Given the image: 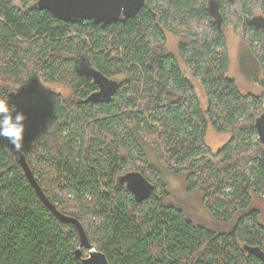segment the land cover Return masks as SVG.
Listing matches in <instances>:
<instances>
[{"label":"trees","instance_id":"obj_1","mask_svg":"<svg viewBox=\"0 0 264 264\" xmlns=\"http://www.w3.org/2000/svg\"><path fill=\"white\" fill-rule=\"evenodd\" d=\"M38 1L0 0V97L28 116L22 152L50 201L110 264H264V0H218V19L213 0H148L105 24L56 18ZM229 27L263 69L261 93L229 74ZM40 80L72 91L37 89ZM209 126L231 133L218 151ZM169 174L206 216L173 199ZM135 175L149 196L130 189ZM79 246L77 227L43 203L0 137V264H82Z\"/></svg>","mask_w":264,"mask_h":264},{"label":"rangeland","instance_id":"obj_2","mask_svg":"<svg viewBox=\"0 0 264 264\" xmlns=\"http://www.w3.org/2000/svg\"><path fill=\"white\" fill-rule=\"evenodd\" d=\"M211 12L218 19V0H213ZM251 20L255 23L263 22V19L260 16H254ZM225 32L230 54V76L238 81L243 91L261 93L262 89L260 87V80L263 78V69L252 56L251 50L244 39L243 30L240 29L236 31L229 27ZM166 35L168 38V50H170L175 55L182 71L194 85L196 94L205 107L208 104L206 91L203 85L193 77L192 72L181 58L178 51L179 37L171 34V32H167ZM124 77L125 76H119L121 80L124 79ZM34 87L40 90H50L56 93H61L63 95H69L72 91L69 85L56 82H45L41 80L37 81ZM230 137L231 133L217 132L212 126H209L206 142L213 148L214 151H218L229 140ZM150 154H152V160L156 162L153 157L154 153L150 151ZM167 178L170 189L173 191L174 200L180 201L181 204L192 214L206 216L207 213L203 209L197 197L188 196L185 194L183 182L180 178L170 174L167 175ZM129 179L130 178H127V183H129ZM255 202L262 211L261 222L264 224V198L256 197Z\"/></svg>","mask_w":264,"mask_h":264},{"label":"water","instance_id":"obj_3","mask_svg":"<svg viewBox=\"0 0 264 264\" xmlns=\"http://www.w3.org/2000/svg\"><path fill=\"white\" fill-rule=\"evenodd\" d=\"M147 1L148 0H39L37 8L48 10L54 17L66 21L93 20L105 24L137 16L140 10L146 5ZM12 150L17 162L23 167L26 176L34 186L43 203L62 223H72L77 227L80 235V246L76 251V256L81 259L82 264H110L106 254L98 250L95 245L91 243L81 221L74 216L64 214L50 201L30 168L25 154L22 151L17 152L13 147ZM128 185L136 197L149 196L151 193V184L143 176L135 175L131 177ZM83 248L88 249L87 256H84Z\"/></svg>","mask_w":264,"mask_h":264},{"label":"clouds","instance_id":"obj_4","mask_svg":"<svg viewBox=\"0 0 264 264\" xmlns=\"http://www.w3.org/2000/svg\"><path fill=\"white\" fill-rule=\"evenodd\" d=\"M28 116L10 103V98L0 97V137L21 152L26 138Z\"/></svg>","mask_w":264,"mask_h":264}]
</instances>
